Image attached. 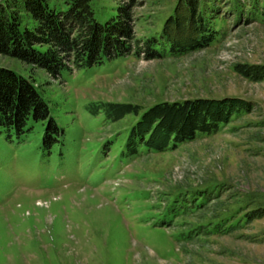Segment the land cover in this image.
I'll list each match as a JSON object with an SVG mask.
<instances>
[{"label":"rangeland","instance_id":"374dc122","mask_svg":"<svg viewBox=\"0 0 264 264\" xmlns=\"http://www.w3.org/2000/svg\"><path fill=\"white\" fill-rule=\"evenodd\" d=\"M131 1L94 0L96 19ZM134 1L136 40H158L154 59L131 54L55 78L0 56L33 81L63 132L46 150L47 121L20 139L0 130V264H264V217L246 218L264 207V77L238 70L264 69L257 0H218L217 39L178 54L163 37L178 0ZM227 97L252 111L178 147L125 153L152 106ZM108 103L144 109L114 122Z\"/></svg>","mask_w":264,"mask_h":264},{"label":"trees","instance_id":"16d2710c","mask_svg":"<svg viewBox=\"0 0 264 264\" xmlns=\"http://www.w3.org/2000/svg\"><path fill=\"white\" fill-rule=\"evenodd\" d=\"M264 1V0H263ZM94 0H1L0 56L18 59L57 78L64 71L92 68L106 61L145 54L154 59L161 52L158 40L137 41L135 1L120 6L117 16L101 23L96 19ZM218 0H178L175 14L165 24L172 53H187L209 47L218 32L212 28L219 13ZM264 19V5L257 0ZM219 7V8H218ZM240 73L259 81L264 69L239 66ZM108 119L118 121L127 115H140L143 106L126 103L104 104ZM250 102L240 98L182 99L164 101L147 109L132 127L125 146L127 155H136L141 147L164 150L168 145L192 142L199 134L216 132L241 113H250ZM93 114L100 111L94 110ZM47 121L43 145L50 150L63 134L51 116L48 102L32 80L0 66V130L18 139L29 130V122ZM264 217V207L246 214L249 222Z\"/></svg>","mask_w":264,"mask_h":264}]
</instances>
